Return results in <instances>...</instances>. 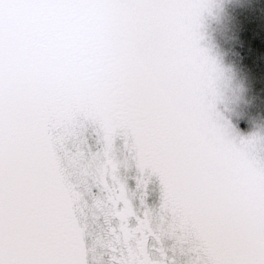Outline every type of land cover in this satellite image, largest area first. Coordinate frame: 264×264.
Here are the masks:
<instances>
[{
    "label": "snow or ice",
    "instance_id": "obj_1",
    "mask_svg": "<svg viewBox=\"0 0 264 264\" xmlns=\"http://www.w3.org/2000/svg\"><path fill=\"white\" fill-rule=\"evenodd\" d=\"M59 3L0 0V264H264L248 0ZM215 12L228 26L214 48L195 29L176 47L179 14ZM101 147L94 178L81 158ZM98 193L107 206L90 210ZM105 215L122 241L93 245L87 224Z\"/></svg>",
    "mask_w": 264,
    "mask_h": 264
},
{
    "label": "clouds",
    "instance_id": "obj_2",
    "mask_svg": "<svg viewBox=\"0 0 264 264\" xmlns=\"http://www.w3.org/2000/svg\"><path fill=\"white\" fill-rule=\"evenodd\" d=\"M126 2L127 0H121V3ZM223 2L230 6H238L241 3V0H223ZM105 3L106 0H60L59 6L61 8H70L87 12L93 8L103 7ZM248 4L252 9L264 7V5L260 4L259 0H248ZM233 10L235 11V8ZM221 20L219 12H215L211 15L205 14L198 23L193 22L190 14H179L176 20V47L179 48L183 43L185 30L195 29L203 36L200 47L202 49L214 48L216 41L213 34L220 32ZM82 39L91 40L92 38ZM247 103L255 106L257 109L255 113V132L259 135H264V112L260 110V106L264 105V95H262L261 90H250V94L247 97ZM35 115L36 118H38V113ZM226 139L229 143L239 147L240 140L237 137L228 136ZM81 165L88 174L94 178L98 173L103 174L107 170V158L103 155L102 147L95 151H87L81 158ZM97 201L106 207L107 193H104L103 195L98 193L96 201H93V204L91 205H88L87 201H85V206L90 210L92 208H97ZM77 207L83 215L87 216V213H84L83 207L80 205H77ZM152 211L153 214L149 216V222L155 223L159 217V211L156 209H153ZM97 214V212H93V215ZM93 223L95 222L87 224L93 245L98 243L115 245L122 241L121 222L118 218L105 215V222L103 224H100L98 227H93ZM130 227L135 228L136 226L130 224ZM140 235L142 236V233ZM134 238L138 240L140 236H134Z\"/></svg>",
    "mask_w": 264,
    "mask_h": 264
},
{
    "label": "rangeland",
    "instance_id": "obj_3",
    "mask_svg": "<svg viewBox=\"0 0 264 264\" xmlns=\"http://www.w3.org/2000/svg\"><path fill=\"white\" fill-rule=\"evenodd\" d=\"M259 2L261 5H264V0H259ZM227 26V20H221L220 32L213 34L215 41L218 35L225 30ZM247 36L248 48L246 51L252 53L251 59H255L256 54L264 52V7L254 9L253 14L248 18Z\"/></svg>",
    "mask_w": 264,
    "mask_h": 264
}]
</instances>
